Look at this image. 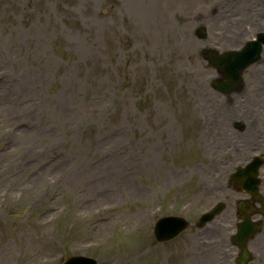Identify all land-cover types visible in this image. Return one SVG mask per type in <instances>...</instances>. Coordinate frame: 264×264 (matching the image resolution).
I'll use <instances>...</instances> for the list:
<instances>
[{
  "label": "rangeland",
  "instance_id": "rangeland-1",
  "mask_svg": "<svg viewBox=\"0 0 264 264\" xmlns=\"http://www.w3.org/2000/svg\"><path fill=\"white\" fill-rule=\"evenodd\" d=\"M254 3L252 23L225 32L222 14H235L236 0H0V264H62L73 254L99 264H236L240 195L227 180L262 145L243 148L236 115L217 109L255 92L246 109H231L247 125L254 113L261 135L264 65L248 68L228 100L211 87L217 72L202 52L261 31L264 0ZM206 115L221 125V153ZM10 137L17 152L1 145ZM219 199L227 208L205 229L153 238L159 217L195 222Z\"/></svg>",
  "mask_w": 264,
  "mask_h": 264
},
{
  "label": "water",
  "instance_id": "water-1",
  "mask_svg": "<svg viewBox=\"0 0 264 264\" xmlns=\"http://www.w3.org/2000/svg\"><path fill=\"white\" fill-rule=\"evenodd\" d=\"M264 38V34H262L261 36V40L258 41L259 44H261L262 40ZM258 43H252L250 45V47H248L246 49V51H244V53H239L238 55L236 56H232V58H228V61L226 63L225 66H223V60H218L216 61V64L221 68V70L223 71L224 74H228V75H231V78L236 80V81H240V70L242 69H238L240 66L237 62V59L238 58H241L243 60H245L246 58H249V62L253 61L256 57H258L259 53H260V48H261V45H259ZM250 50H253V51H250ZM257 51V53H256ZM223 57V56H222ZM236 59V60H235ZM235 60V61H234ZM234 61V62H233ZM233 62V65L235 66L234 68H231V63ZM232 65V66H233ZM242 67V66H241ZM255 172L253 173V176H255V173H256V168L253 169ZM256 182L258 181L257 179H255ZM186 227V225H184V223H181L180 226H175L174 228L176 229L174 232L168 234L170 228H163L161 230V233L160 235L157 233V237L159 239H162V240H165V239H170L172 237H174L176 234H179L184 228ZM81 263L80 262V259H72L70 262H68L67 264H79ZM85 263V262H84Z\"/></svg>",
  "mask_w": 264,
  "mask_h": 264
},
{
  "label": "bare ground",
  "instance_id": "bare-ground-1",
  "mask_svg": "<svg viewBox=\"0 0 264 264\" xmlns=\"http://www.w3.org/2000/svg\"><path fill=\"white\" fill-rule=\"evenodd\" d=\"M168 4L167 3L164 4V5L162 4V10H160L161 11L162 18L165 17L163 15L168 14V12H170L171 9H172V8H167V9L164 8ZM173 8L175 9L174 4H173ZM222 16H223V20H224L225 25H226L225 26L226 27V31L225 32H229L230 30H232L234 28H238V25H241L243 22H250L251 23L253 21L252 19L249 18V16L246 13H243L242 11H241L240 14H236L235 17L232 16V15H230L228 12L223 13ZM237 23H239V24H237ZM229 25H230V29H229ZM233 34H235V33H233ZM237 104H239V102L236 101V102H234L232 104V106H228V108L224 107L225 109H227L229 111V112L226 111L227 112L226 115H228V117L231 116V115H236L235 118H240V116L235 112V110L231 109L232 107L236 108L237 107ZM0 131H2L1 128H0ZM0 134H2V133H0ZM12 150H15V149H12ZM14 152H17V151H12L11 153H14ZM39 153H41V151ZM97 171L99 173V174H97V175H99L97 178H101L102 176H104V172L102 170L98 169ZM3 173H4V175H3L4 178H3V181L2 182H6V181H8V178H7V170L3 171ZM46 176L47 175H45L43 172H40L38 174L37 180H40V181H42L43 179L45 180ZM34 183L38 185L39 184V181L34 182Z\"/></svg>",
  "mask_w": 264,
  "mask_h": 264
}]
</instances>
